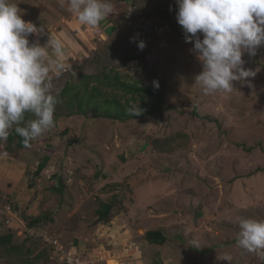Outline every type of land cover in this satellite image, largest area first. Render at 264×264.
Wrapping results in <instances>:
<instances>
[{"label":"rangeland","instance_id":"obj_1","mask_svg":"<svg viewBox=\"0 0 264 264\" xmlns=\"http://www.w3.org/2000/svg\"><path fill=\"white\" fill-rule=\"evenodd\" d=\"M12 2L43 31L30 43L62 41L66 68L53 74L54 96L105 69L145 86L152 71L167 90L160 114L125 123L69 117L59 100L54 116H63L30 146L0 141V235H13L0 264H63L44 235L90 264H228L225 255L263 264L264 250L238 246V221L264 219V46L242 57L256 72L251 87L234 81L231 93L205 95L176 0H110L113 13L97 27L80 24L68 0ZM131 56L138 60H124ZM100 202H114L104 223L96 222ZM23 216L41 220L30 227ZM152 230L163 245L145 239Z\"/></svg>","mask_w":264,"mask_h":264},{"label":"clouds","instance_id":"obj_2","mask_svg":"<svg viewBox=\"0 0 264 264\" xmlns=\"http://www.w3.org/2000/svg\"><path fill=\"white\" fill-rule=\"evenodd\" d=\"M176 4L185 42L193 44L191 51L202 63L195 84L203 93H231L234 81L251 87L248 78L256 72L244 67L242 57H254L264 46V0H176ZM68 10L80 24L97 27L113 13V6L110 0H68ZM42 32L22 19L16 3L0 0V141H7L14 130L28 147L54 126L53 74L58 77L65 71L61 62L65 51L59 39L49 38L43 46L38 39L30 43V35L39 37ZM138 47L142 50L144 42ZM153 85L159 88L158 82ZM141 112L138 106L128 110L131 116ZM26 114L34 119L25 122ZM238 223V246L248 252L264 250V219L240 218ZM223 260L231 264L232 257L225 255Z\"/></svg>","mask_w":264,"mask_h":264},{"label":"trees","instance_id":"obj_3","mask_svg":"<svg viewBox=\"0 0 264 264\" xmlns=\"http://www.w3.org/2000/svg\"><path fill=\"white\" fill-rule=\"evenodd\" d=\"M124 60L127 62H134L138 60V56H131ZM149 74L152 83L151 86H145L138 80L130 81L118 72L106 69L98 75L81 76V81L78 84L67 83L61 89L56 96V106L59 100H61L62 108L66 110V114L64 115H68L69 117L71 115H77L83 118L96 117L117 123H125L136 119H146L161 113L167 90V86L158 79L154 72L149 71ZM153 81L158 82L159 88L154 87ZM135 106H138L142 110L141 115L131 116L128 114V110ZM27 115L29 114H26V117ZM57 116L60 117L63 116V114H55L54 121ZM22 140L23 138L18 136L14 130L7 139L9 144L16 141L15 143L18 150L25 148ZM47 161L48 158L44 157L42 162L39 163L35 175H39L45 168ZM59 183H61V181H59ZM62 188V185L59 184L55 191L60 194ZM113 207L114 202H100L95 211L96 222H106L110 217ZM12 210L15 211L13 214H16L17 210L15 205ZM40 220L41 218L30 219L23 216V221L25 223L27 222L26 225L30 227L37 225ZM8 229H10V231L12 230L10 227H8ZM145 239L150 244L155 245H163L166 242V237L160 231L155 230L147 231L145 233ZM12 243V233L0 235V248L9 251L13 249ZM262 261L264 264V253L262 255Z\"/></svg>","mask_w":264,"mask_h":264},{"label":"built area","instance_id":"obj_4","mask_svg":"<svg viewBox=\"0 0 264 264\" xmlns=\"http://www.w3.org/2000/svg\"><path fill=\"white\" fill-rule=\"evenodd\" d=\"M23 231H27L24 224L22 226V232ZM30 235H32V232H30ZM42 242L45 243L55 255L59 256L64 264H90V261H86L82 258V254L78 255L73 251H66L60 241L56 238L44 235L42 236Z\"/></svg>","mask_w":264,"mask_h":264}]
</instances>
